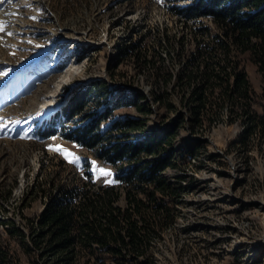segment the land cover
Returning <instances> with one entry per match:
<instances>
[{
  "label": "rangeland",
  "instance_id": "obj_1",
  "mask_svg": "<svg viewBox=\"0 0 264 264\" xmlns=\"http://www.w3.org/2000/svg\"><path fill=\"white\" fill-rule=\"evenodd\" d=\"M191 1L0 0V212H7L0 218L9 216L28 233L26 220L41 212L48 192L58 186L107 187L119 169L131 165H110L66 140L75 122H87L81 117L57 127L56 136L42 137L41 127H47L67 92L96 84L100 95L86 114L109 112L99 133L109 131L116 141L128 142L141 134L115 130L116 121L142 120L147 131L173 125L171 148L185 157L178 169L163 173L169 184L184 177L185 191L171 204L174 224L151 242L153 264H264V136L259 132L253 148L242 153L237 147L243 126L228 123L226 112L218 123L207 119L204 129L192 134L183 93L176 88L183 59L207 43V36L191 30L208 26L211 34L218 32L208 19L182 22L172 13ZM231 57L249 81L252 112L264 114V76L248 54ZM144 59L156 67L163 60V69L157 74L152 65H142ZM165 73L171 76L167 86ZM126 93L143 96L139 103L146 112L114 108ZM163 94L171 107L157 103ZM190 145L196 147L194 159L182 155ZM57 146L79 160L70 163ZM118 203L125 206L122 198ZM11 248L21 264H47L36 253L28 258L17 245Z\"/></svg>",
  "mask_w": 264,
  "mask_h": 264
},
{
  "label": "trees",
  "instance_id": "obj_2",
  "mask_svg": "<svg viewBox=\"0 0 264 264\" xmlns=\"http://www.w3.org/2000/svg\"><path fill=\"white\" fill-rule=\"evenodd\" d=\"M171 11L182 22L208 19L218 30L214 35L208 26L191 30L195 36H207V43L192 52L186 62L183 59L176 74V88L183 93L182 106L189 113L192 134L204 129L207 119L208 123H218L220 114L226 112L228 123L243 126L237 149L248 152L255 144L253 137L259 132L264 136V114L252 112L249 81L246 74L238 71V62L231 54H248L264 76V0H192ZM144 60L142 65H152L157 74L163 69L159 66L163 60L158 67ZM164 76L162 83L167 86L171 76ZM99 90L96 84H90L67 92L47 127H41L42 137L56 136L59 127L81 117L87 122H75L77 126L65 135L66 140L94 151L98 159L110 165H131L119 169L113 184L107 187L58 186L48 192L41 212L26 220L28 233L9 216L0 218V264H21L12 245L20 247L28 258L33 253L40 255L47 264H153L151 242L159 240L160 233L174 224L171 204H178L185 191L184 177L169 184L163 173L178 169V160L185 157H177L175 147L171 148L176 135L173 125L147 131L142 120L116 121L112 124L115 130L141 134L128 142L116 141L109 131L99 133V124L109 112L100 114L94 109L86 114L91 100L100 95ZM156 99L171 107L167 94ZM142 100L138 93H126L114 108L133 106L144 113L145 106L139 103ZM195 153V145H190L182 155L194 159ZM7 195L5 200H9L11 192ZM121 198L124 207L118 203Z\"/></svg>",
  "mask_w": 264,
  "mask_h": 264
},
{
  "label": "snow or ice",
  "instance_id": "obj_3",
  "mask_svg": "<svg viewBox=\"0 0 264 264\" xmlns=\"http://www.w3.org/2000/svg\"><path fill=\"white\" fill-rule=\"evenodd\" d=\"M2 28H3V25H0V30H2ZM55 150H56V151H61V152L65 155V157H66L67 159H69V162H70V163H76V162L79 160L78 157H75V156H74L73 154H71V153H67L65 150L61 149L59 146H57V147L55 148ZM92 164H93V167L95 168V162H92ZM97 171H99L102 175H109V173L106 172V171H105L104 169H102V168L97 169Z\"/></svg>",
  "mask_w": 264,
  "mask_h": 264
},
{
  "label": "bare ground",
  "instance_id": "obj_4",
  "mask_svg": "<svg viewBox=\"0 0 264 264\" xmlns=\"http://www.w3.org/2000/svg\"><path fill=\"white\" fill-rule=\"evenodd\" d=\"M46 99H47V98H46ZM46 99H45V100H46ZM45 100H44V101H45ZM48 103L50 104V103H51V101H49ZM45 104H47V103H45Z\"/></svg>",
  "mask_w": 264,
  "mask_h": 264
}]
</instances>
